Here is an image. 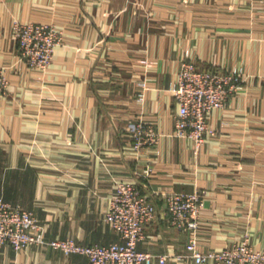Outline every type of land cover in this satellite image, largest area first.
I'll return each instance as SVG.
<instances>
[{"label":"crops","instance_id":"1","mask_svg":"<svg viewBox=\"0 0 264 264\" xmlns=\"http://www.w3.org/2000/svg\"><path fill=\"white\" fill-rule=\"evenodd\" d=\"M16 22L63 33L46 71L22 60ZM187 57L245 80L212 112L214 135L200 150L175 135L171 88ZM0 65L9 80L0 94V197L35 212L48 239L123 242L105 215L117 183H133L157 207L138 247L171 255L166 264H197L178 258L188 235L170 225L169 193H202V251L245 237L264 251V0H0ZM139 120L160 133L157 144L136 148ZM0 264L88 260L5 247Z\"/></svg>","mask_w":264,"mask_h":264},{"label":"built area","instance_id":"2","mask_svg":"<svg viewBox=\"0 0 264 264\" xmlns=\"http://www.w3.org/2000/svg\"><path fill=\"white\" fill-rule=\"evenodd\" d=\"M14 34L22 60L32 69L46 71L55 48L63 42V33L54 24L16 22ZM238 69L200 68L191 58L182 62L179 76L171 88L178 103L176 137L192 140L200 150L209 136L210 116L226 107L231 97L244 86ZM9 88L6 68L0 65V94ZM147 85L141 84L139 100L144 101ZM136 148L153 146L161 135L151 124L139 120L131 128ZM117 194L110 199L106 222L123 242L109 245H82L74 239H48L33 213L0 197V251L11 247L15 251L32 246H47L66 255L80 254L88 264H166L171 255H154L141 251L146 227L157 215V207L133 183H117ZM170 225L188 235L186 252L178 258H188L197 264H264V251L255 250L250 239L221 250L204 252L199 247L200 215L205 203L201 192L164 195Z\"/></svg>","mask_w":264,"mask_h":264},{"label":"rangeland","instance_id":"3","mask_svg":"<svg viewBox=\"0 0 264 264\" xmlns=\"http://www.w3.org/2000/svg\"><path fill=\"white\" fill-rule=\"evenodd\" d=\"M28 210V209H27ZM31 211V210H29ZM108 211V210H107ZM34 215V217L38 220L40 226H42V229L44 231V234L47 236V231H46V227L44 226V224H42L41 220L36 216L35 212L31 211ZM105 218H106V215H105ZM106 221V220H105ZM107 223V222H106ZM75 240V239H74ZM97 245V244H96Z\"/></svg>","mask_w":264,"mask_h":264}]
</instances>
